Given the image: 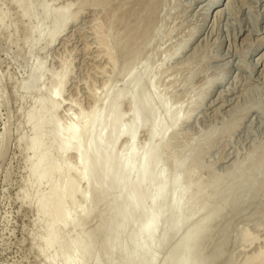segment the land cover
Listing matches in <instances>:
<instances>
[{
	"label": "rangeland",
	"instance_id": "374dc122",
	"mask_svg": "<svg viewBox=\"0 0 264 264\" xmlns=\"http://www.w3.org/2000/svg\"><path fill=\"white\" fill-rule=\"evenodd\" d=\"M38 1L21 0V6H31L33 16L27 19L14 0H0V16L6 14L5 28L0 23V264H47L60 255L57 249L48 253L39 250V243L47 237L43 230L47 218L39 221L35 201L45 187L28 186L30 152L25 143L30 130L25 116L34 101L47 96L52 77L60 72L61 60L68 70L65 68L57 119L63 122L68 115L87 111L92 91L98 96L113 77L111 64L96 52L95 30L99 25L110 46L117 44L112 46L118 61L116 71L124 70L134 55L135 71L157 72L162 95L179 107L182 120L190 114L173 135L177 142L171 141L175 150L171 153L182 151L186 163L195 162L192 180H202L198 198L211 195L209 185L220 177L215 193L239 178L243 183L229 196L231 207L225 209L229 212L224 211L216 225L218 240L206 241L210 247L202 244L205 254L216 242L220 255L213 264L229 260L230 264H243L258 251L264 253V0H107L106 8L103 4L86 7L50 47H45L43 38L31 50L22 41L39 18ZM47 1L54 9L63 0ZM42 60V90H37L36 78L27 90L25 83ZM115 86L120 89L122 82L115 81ZM128 108L125 101L119 107L123 120L128 117ZM143 131L137 133L138 145L147 140ZM123 141L119 139L116 149ZM71 153L64 159L74 164ZM79 187L84 190L83 183ZM234 196L239 199L234 200ZM151 217L126 229L150 222ZM96 218H89L86 230L98 225ZM244 233L247 238H243ZM213 240L216 242L211 246ZM193 261L191 257L188 264Z\"/></svg>",
	"mask_w": 264,
	"mask_h": 264
},
{
	"label": "bare ground",
	"instance_id": "6f19581e",
	"mask_svg": "<svg viewBox=\"0 0 264 264\" xmlns=\"http://www.w3.org/2000/svg\"><path fill=\"white\" fill-rule=\"evenodd\" d=\"M38 2L39 18L22 41L31 50L43 38L45 47H50L86 7L102 4L105 7L107 0H63L54 9L49 7L51 4L47 0ZM14 3L21 8L23 18L33 16L30 4L23 7L21 0H14ZM5 17L6 14L0 16L4 28ZM46 20L48 24H45ZM102 29L99 25L95 30L96 52L111 64L113 77L110 76L109 83H104L98 96L92 91L87 111L78 109L76 116L68 115L63 122L57 119L67 73L65 61L61 60L60 72L52 77L53 85L47 96L37 98L25 116L30 130L25 143L30 152L28 186L45 187L44 192L36 195L35 201L39 221L47 218L43 226L47 237L39 243V250L42 253L53 249L60 252L47 264H188L191 257L194 258L191 264H213L220 255L216 240L209 242L211 246L216 244L207 255L202 244L218 238H215L218 234H215L216 225L223 218L225 209L231 207L229 196L241 189L243 183L239 178L231 185L220 186V192L215 193L220 177L209 185L214 193L212 191L204 199L198 198L199 193L202 195V191L199 192L202 180L199 177L192 180L195 162L186 163L185 154H180L182 151L175 152L177 155L171 153L174 150L173 135H177L176 129L190 114L182 120L179 107L171 105V98L162 95L157 72L153 75L147 70L135 71L137 58L134 55L128 58L124 70L116 71L118 61L112 48L114 45L110 46L105 38L107 33L105 36L100 33L104 32ZM43 74L42 60L35 74L29 75L25 88L28 90L33 86L31 82L36 78L34 82L39 84L37 90L41 92L39 81ZM117 80L122 82L120 89L115 86ZM145 90L149 92L144 93ZM70 99L71 103L73 100ZM123 101L129 107L126 120L119 109ZM157 113L162 117L158 114L157 118ZM140 130H145L147 136L144 135L147 140L142 145L135 143ZM119 139L124 141L116 149ZM69 152L74 155L75 165L70 164L68 158L64 159ZM80 183L84 184V190L79 189ZM76 196L80 199V202L77 200L79 204L75 201ZM237 199L239 196H234V200ZM210 204H213L211 209ZM151 215L153 220L150 222L134 226ZM92 216H96L99 223L86 230ZM132 224L134 227L127 230ZM247 237L244 233L243 238ZM135 239L137 242L132 243ZM170 240L171 244L167 245ZM243 264H264V253L258 251Z\"/></svg>",
	"mask_w": 264,
	"mask_h": 264
}]
</instances>
